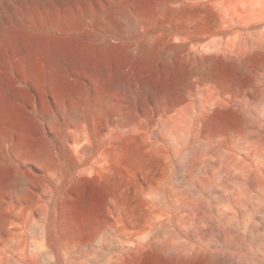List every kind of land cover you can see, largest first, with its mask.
Segmentation results:
<instances>
[{
	"label": "rangeland",
	"instance_id": "374dc122",
	"mask_svg": "<svg viewBox=\"0 0 264 264\" xmlns=\"http://www.w3.org/2000/svg\"><path fill=\"white\" fill-rule=\"evenodd\" d=\"M139 1L83 43L125 81L0 109V264H264V0Z\"/></svg>",
	"mask_w": 264,
	"mask_h": 264
},
{
	"label": "bare ground",
	"instance_id": "6f19581e",
	"mask_svg": "<svg viewBox=\"0 0 264 264\" xmlns=\"http://www.w3.org/2000/svg\"><path fill=\"white\" fill-rule=\"evenodd\" d=\"M113 2L115 0H0V109L10 119L17 117L23 108L22 86L40 84L44 77L56 84L61 94L70 96L77 93L81 73L111 87L125 81L124 60L89 55L83 45L92 33L93 20L105 21L115 31L124 30L132 23L131 11L144 8L139 0H125L117 7ZM177 14L193 16V11L183 6L178 7ZM213 73L209 68L205 76ZM153 80L141 82H150L159 95L162 89ZM129 139L131 144L135 140ZM132 147V150L136 148ZM17 179L22 181L27 177L20 175Z\"/></svg>",
	"mask_w": 264,
	"mask_h": 264
}]
</instances>
